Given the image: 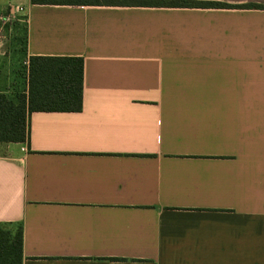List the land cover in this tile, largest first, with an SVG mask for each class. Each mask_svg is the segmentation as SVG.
I'll use <instances>...</instances> for the list:
<instances>
[{
  "label": "crops",
  "instance_id": "0c3cea01",
  "mask_svg": "<svg viewBox=\"0 0 264 264\" xmlns=\"http://www.w3.org/2000/svg\"><path fill=\"white\" fill-rule=\"evenodd\" d=\"M110 1L0 0L26 10L24 63L83 60L80 110L0 143L21 264H264V9L243 8L264 0Z\"/></svg>",
  "mask_w": 264,
  "mask_h": 264
},
{
  "label": "trees",
  "instance_id": "16d2710c",
  "mask_svg": "<svg viewBox=\"0 0 264 264\" xmlns=\"http://www.w3.org/2000/svg\"><path fill=\"white\" fill-rule=\"evenodd\" d=\"M35 5H100L110 0H31ZM124 6L155 8H194L193 1H121ZM209 8H231L218 3ZM243 8L264 9L251 4ZM19 37L25 45L26 31ZM23 51V47H22ZM26 90L12 98L0 93V143H26L29 139V116L33 112H77L81 108L83 60L79 57H29L26 62ZM22 228L0 224V264H21Z\"/></svg>",
  "mask_w": 264,
  "mask_h": 264
},
{
  "label": "rangeland",
  "instance_id": "374dc122",
  "mask_svg": "<svg viewBox=\"0 0 264 264\" xmlns=\"http://www.w3.org/2000/svg\"><path fill=\"white\" fill-rule=\"evenodd\" d=\"M4 13V12H2ZM20 24L17 29L15 25ZM15 24V25H14ZM25 22L14 21L10 27H5L2 38L0 39V71L1 74L12 80H18L21 88V83L25 85L26 90V64L24 63V55L22 51V44L18 40L23 37V28ZM22 90V89H21Z\"/></svg>",
  "mask_w": 264,
  "mask_h": 264
},
{
  "label": "built area",
  "instance_id": "2783aa9c",
  "mask_svg": "<svg viewBox=\"0 0 264 264\" xmlns=\"http://www.w3.org/2000/svg\"><path fill=\"white\" fill-rule=\"evenodd\" d=\"M14 21L26 23V10L21 6L9 5L4 13H0V39L5 27H10Z\"/></svg>",
  "mask_w": 264,
  "mask_h": 264
}]
</instances>
